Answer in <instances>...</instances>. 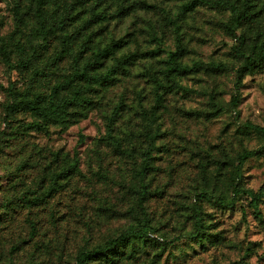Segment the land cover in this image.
Listing matches in <instances>:
<instances>
[{
  "label": "rangeland",
  "instance_id": "1",
  "mask_svg": "<svg viewBox=\"0 0 264 264\" xmlns=\"http://www.w3.org/2000/svg\"><path fill=\"white\" fill-rule=\"evenodd\" d=\"M211 1L46 0L43 22L37 0H0L11 56L0 55V264H264V60L239 73L264 47V0L241 23L222 3L244 12L243 0ZM179 38L181 61L203 66L167 78ZM113 44L97 73L115 74L86 84L88 103L66 122L28 106L69 96L56 89ZM155 77L166 91L151 117ZM244 150L256 155L237 181ZM237 185L262 194L260 215ZM123 234L124 246L102 249Z\"/></svg>",
  "mask_w": 264,
  "mask_h": 264
},
{
  "label": "trees",
  "instance_id": "2",
  "mask_svg": "<svg viewBox=\"0 0 264 264\" xmlns=\"http://www.w3.org/2000/svg\"><path fill=\"white\" fill-rule=\"evenodd\" d=\"M257 1L258 0H243L242 5L244 7V12H240V8L235 2L227 1L222 4L231 10L233 18L237 21V23H241L246 20L248 15L251 14V8L254 6L252 4H255ZM45 2L46 0H37L38 15L40 17V20L43 22L45 20V15L43 11ZM199 3L212 4V1L211 0H190L191 7H194L196 4L198 5ZM115 48L116 47L113 44L111 47H105L102 50L101 49L98 50L92 60L85 62L83 67L78 66L75 69V71H73V73L65 81V84L63 85V87H61L60 89H56V90H61V89L70 88L71 90H70L69 96L59 101H56L55 99L52 98L46 107H42L40 105V102H38V100L28 103V106L33 108L32 110L36 111L45 122H50V123L66 122L68 120V117L71 115L70 112L72 109L83 108L84 104L88 103L89 99L86 96V91L84 90L86 84L91 85L94 83L98 84V83L107 82L115 74L114 73L115 71L114 72L112 71L110 73L107 72L106 74L97 73L99 67L102 65V60L107 58L108 56L113 55ZM183 52L184 50L182 46V41L179 38L178 44H177V50L175 52L170 53L168 61H167V66L164 71V74L167 78H170L173 75L194 72V71L199 70L203 66L200 63H196L192 66H188L184 64L181 61ZM0 55L5 61V63L10 64L11 62L10 51L3 38H0ZM263 60H264V47H262L258 51H255L252 55L245 56L244 65L239 70V73H242L246 70L252 71L254 68L259 67ZM208 66L214 67L215 69L220 68L219 66L215 64H208ZM92 72H95V73H92ZM152 83L154 85L155 106L152 107L150 110L151 117L155 116L156 113L162 107V104L164 101V92L166 91L165 85L159 78L155 77L154 80L152 78ZM56 90H55L54 96H56V92H57ZM39 124L40 123H37L36 128H38ZM148 126H149L148 131H149L150 147L146 152L142 154V165L139 171L140 185H141L142 191H141L140 197L138 198V204L141 207L144 206V202L147 200V197L149 194L148 187L145 181L148 175L151 173V169H152L151 151L153 150V137L151 133V124L149 123ZM262 132L264 134V129L262 130ZM111 137L112 136L110 135L109 138ZM117 146L120 147L119 143L117 144ZM263 148H264V145H263ZM255 155H256L255 150H244L242 153L238 154L237 156L238 164L234 171V175L237 181H240L242 179V169H243L244 164L250 158L254 157ZM233 193L236 196H239L241 194L248 196L251 199V202L254 206L255 213L257 215H260L259 202L262 198L261 193L255 192L250 189L241 188L238 185L233 187ZM202 198H208V197L203 196ZM194 219H195V226L198 231L202 227V219L200 218L197 210H195L194 212ZM145 233H148V232H145ZM148 234L149 236H151L150 233ZM128 239L129 237L123 234L117 239H112L102 249H105V251L117 250L121 246H124L126 242L128 241ZM175 240H178V238ZM90 256H92V254L91 255L80 254L77 258V261H78L77 264H86V261ZM95 256H97L96 253H95ZM238 264H247V263L240 262Z\"/></svg>",
  "mask_w": 264,
  "mask_h": 264
}]
</instances>
